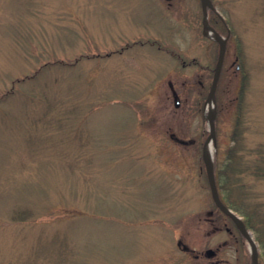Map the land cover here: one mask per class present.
I'll list each match as a JSON object with an SVG mask.
<instances>
[{"label": "rangeland", "instance_id": "1", "mask_svg": "<svg viewBox=\"0 0 264 264\" xmlns=\"http://www.w3.org/2000/svg\"><path fill=\"white\" fill-rule=\"evenodd\" d=\"M212 1L215 164L264 154V0ZM217 52L199 0H0V264H250L203 163Z\"/></svg>", "mask_w": 264, "mask_h": 264}, {"label": "trees", "instance_id": "2", "mask_svg": "<svg viewBox=\"0 0 264 264\" xmlns=\"http://www.w3.org/2000/svg\"><path fill=\"white\" fill-rule=\"evenodd\" d=\"M238 121L239 117L236 126ZM231 140L232 145L227 148L225 158L214 164L216 184L222 201L239 213L246 227L252 231L259 247L258 264H264V198L257 193L252 182L254 178H264V154L257 148L254 157H246L240 151V132L234 131ZM243 239L240 234V240Z\"/></svg>", "mask_w": 264, "mask_h": 264}, {"label": "water", "instance_id": "3", "mask_svg": "<svg viewBox=\"0 0 264 264\" xmlns=\"http://www.w3.org/2000/svg\"><path fill=\"white\" fill-rule=\"evenodd\" d=\"M200 3H201V8H202V25H203L204 32L210 35L218 43L217 58H216V62H215L214 69H213L212 80H211L210 87H209L207 97H206V102L210 104V107L208 109V115L206 117L208 121V133L205 137L204 147H203L204 149L203 150V163H204L206 178H207L208 186H209L211 197H212L214 204L224 214H226L228 217H230L233 220V222L236 224L240 233L246 239L248 243L250 258H251L250 264H258V246L253 237V234L251 233L249 229H247L245 223L242 220V217L239 214H237L234 210L227 207L221 200L218 189H217L216 181H215V176H214L212 149H211L210 155H206L205 153L206 145L211 144V142H214L215 140V123H214L215 111L213 109L215 106V90H216L217 81L219 78V74L221 71V66H222L223 58L225 54L227 36L222 37L219 34V32L214 27H212L207 21V10L211 9V10L216 11L212 1L211 0H200ZM173 95H174V104L177 106L178 97L175 94V92H173ZM207 213L211 214L212 210H209ZM177 243L178 245H180L181 241H178ZM182 247L185 249L187 246L185 244H182ZM214 253H215V250L211 248H208L205 250V254L207 256H212L214 255Z\"/></svg>", "mask_w": 264, "mask_h": 264}, {"label": "flooded vegetation", "instance_id": "4", "mask_svg": "<svg viewBox=\"0 0 264 264\" xmlns=\"http://www.w3.org/2000/svg\"><path fill=\"white\" fill-rule=\"evenodd\" d=\"M211 14H212V15H215V12H211ZM216 21H217V20H215V18H214L213 20H210V19H209V24H210L211 26H215V25L217 24ZM179 57H180V55H179ZM182 63H183V61H182ZM199 83L201 84L200 81H199ZM170 86L173 87L172 85H170ZM212 213H213V212H212ZM212 213H211V214H212ZM211 214H210V215H211ZM209 218H210V217H209ZM226 230H228L229 233L232 232L228 227H226Z\"/></svg>", "mask_w": 264, "mask_h": 264}, {"label": "bare ground", "instance_id": "5", "mask_svg": "<svg viewBox=\"0 0 264 264\" xmlns=\"http://www.w3.org/2000/svg\"><path fill=\"white\" fill-rule=\"evenodd\" d=\"M212 35H213V34H212ZM205 153H206V155H210V154H211V147H210V144H207V145H206Z\"/></svg>", "mask_w": 264, "mask_h": 264}]
</instances>
